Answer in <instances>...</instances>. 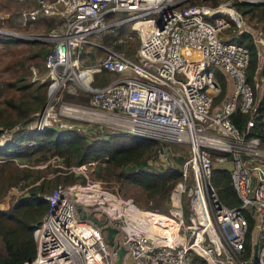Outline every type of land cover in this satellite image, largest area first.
Returning a JSON list of instances; mask_svg holds the SVG:
<instances>
[{
	"label": "built area",
	"instance_id": "1",
	"mask_svg": "<svg viewBox=\"0 0 264 264\" xmlns=\"http://www.w3.org/2000/svg\"><path fill=\"white\" fill-rule=\"evenodd\" d=\"M19 1L33 3L15 17L22 26L36 23L39 17L61 21L58 32L35 37L51 42L45 65L51 77L48 96L56 93L52 100L69 83L90 94L92 108L118 116L130 131L189 146L166 212L140 210L129 201L122 206L107 191L106 200L99 199L91 184L58 185L44 194L49 207L33 230L36 255L22 264H115L116 248L107 243L100 227L79 217L72 194L88 205L106 201V222L118 228L116 242L125 248L122 264L128 259L136 264H199L196 258L200 264H264V154L259 138L247 137L231 120L237 107L251 114L255 109L253 88L246 80L249 54L244 45L218 37L229 20L238 27L244 24V15L235 7L237 0ZM122 23L131 24L139 34L135 58L98 39L106 29ZM0 33L15 32L0 24ZM90 46L102 50L103 57L82 64L89 55L84 48ZM216 68L232 88L215 105L214 96L221 89ZM102 70L118 76L92 86L93 75ZM58 113L48 101L36 113L33 126L85 131L83 125L58 122ZM251 124L249 119L247 128ZM168 149L163 145L157 150L159 166H172ZM227 161L232 163L231 184L240 201L233 207L220 200L211 178L214 167H225ZM94 164L70 170L86 176L82 168ZM246 211L253 218L250 248L245 243Z\"/></svg>",
	"mask_w": 264,
	"mask_h": 264
},
{
	"label": "trees",
	"instance_id": "2",
	"mask_svg": "<svg viewBox=\"0 0 264 264\" xmlns=\"http://www.w3.org/2000/svg\"><path fill=\"white\" fill-rule=\"evenodd\" d=\"M235 7L248 19L261 21L264 33V1L237 0ZM125 24L127 23L109 27L98 39L114 49H123L117 39L122 35ZM218 37L240 43L248 50L246 80L253 88L255 109L251 114L242 112L237 107L231 114V120L240 132L247 137H258L260 144L264 146V89L258 93L255 88L256 78H264V57L260 61L253 35L246 30L239 31L231 20L218 32ZM46 42L0 33V44L14 45L22 52V55L13 57V63L1 67L4 68V73L0 72V136L9 134L0 142V200L12 186H18L22 190L21 194L12 199L8 208H0V264H22L34 259L36 242L33 230L49 207L44 194L58 185L66 187L67 184L86 183V178L70 170L71 167L95 162L96 179L134 185L141 189L138 196L150 209L166 212L170 207V192L181 178L180 166L185 160V156L181 154L172 156L168 149V159H172V166H159L155 160L158 149L163 145L173 148L175 143H183L122 130L104 133L103 127L93 130L83 126L85 131L79 132L75 129H61L56 125L37 130L33 126L36 113L46 104L47 81L40 79L51 47V42ZM21 43L25 45L24 48ZM137 43L138 41L134 47L124 48V53L131 57ZM87 48H90L87 63L96 61L100 57L98 53L103 54L97 47L84 49ZM32 66H36L38 71L36 78H30ZM214 72L221 85L220 92L214 96L213 104H217L226 93L227 81L217 68ZM109 73L118 76V73L102 70L93 75H96L93 85L101 86L110 82ZM249 119L252 124L247 128ZM54 156L59 158L66 169L50 171L49 163L44 168L36 167L39 162ZM49 172H52L50 177L47 175ZM211 178L224 204L230 207L240 204L231 184L228 168L215 166ZM183 203L187 211L188 200L185 198ZM245 215L249 228L245 243L250 248L253 218L248 211Z\"/></svg>",
	"mask_w": 264,
	"mask_h": 264
},
{
	"label": "rangeland",
	"instance_id": "3",
	"mask_svg": "<svg viewBox=\"0 0 264 264\" xmlns=\"http://www.w3.org/2000/svg\"><path fill=\"white\" fill-rule=\"evenodd\" d=\"M198 1V0H196ZM200 1V0H199ZM33 6V3L25 2V1H19V0H0V24L5 26L6 29L10 31H14L15 33L10 34L11 36H18L25 39H38L42 42L44 40L40 38L35 37H42L47 36L51 34L52 32H58L59 27L61 25V21L59 18L56 17H39L38 21L30 26H22L19 23L15 21V17L17 13H19L22 9L31 8ZM120 12H118L119 14ZM1 17H4V21L1 20ZM244 24L241 27L237 28L239 29H247L252 32L253 37L255 38L258 49L260 51V61L264 57V33L262 30V22L256 21L254 19H248L246 16L243 18ZM264 21V20H263ZM123 32L122 35L119 36L117 39L118 43L122 44L123 49H119L121 51H124V48L130 46L134 47L135 43L138 41L137 46L139 44V34L137 31H135L131 24H125V26L122 27ZM132 32H128V31ZM227 36V35H226ZM224 35V37H226ZM48 44H50L48 40H46ZM128 43H130L128 45ZM22 48L25 47L23 43H21ZM109 48H113L112 46L106 44ZM136 46V48H137ZM90 49V48H87ZM22 55L21 49H17L14 47V45H4L0 44V72H3L4 68H1L4 65H7L9 63H13V57L14 56ZM98 56H102V53H98ZM131 58H135L136 56V49L135 52H133L131 55ZM82 64L87 63V58H84L81 60ZM44 70L42 74H40V79H45L47 81L46 85V102L49 101V105L53 104L54 108L59 112V120L60 121H66L68 123H76L78 125L86 126L87 128H91L93 130H97V127L101 128L103 127L104 133L109 131H115V130H122L130 133L140 134L138 132L130 131L125 127V125L120 124V121L117 119L119 118L116 115H113L111 113H107L104 111H100L99 109L92 108L90 106V102L88 99V102H85L87 98H90V94L80 88L74 87L73 85H70L69 83L66 84V86L63 89L58 90V97L55 100H52L54 98V93L48 96V85L51 82V77L49 74V69L46 67L44 63ZM32 75L31 77H35L38 75V71L36 69V66L31 67ZM96 76V75H95ZM95 76L93 78H95ZM99 76V75H98ZM116 78L115 74L109 73L108 80L112 81ZM94 81V80H93ZM92 81V82H93ZM227 81V95L231 92V84ZM257 85L255 88L257 89L258 93H261L264 89V78L261 79V77L256 78ZM92 86L93 85L92 83ZM6 94H9V92H6ZM49 97V99H48ZM216 105V104H215ZM77 110V112H75ZM77 113V114H76ZM109 118V119H108ZM38 119V116L36 115V120L34 124L36 123ZM107 120V121H106ZM115 123V124H114ZM33 124V125H34ZM9 134L5 133L0 136V142H2L6 137H8ZM176 146L171 148L169 145V151L172 156L176 155H183L185 158L188 156L189 153V146L185 143L178 144L175 143ZM260 148L263 151L264 154V146L261 144ZM217 153H213V157L215 159ZM157 155H155L156 159ZM50 164V171L55 169H66L64 165L60 162L59 158L52 157L51 159H47L44 162H39L36 167L44 168L46 164ZM220 164V163H219ZM97 165H90L86 166L85 168H82V170L85 172L86 176V183L80 184V183H74L76 185L85 186L87 184L93 185L92 188L97 190V198L106 200V191L114 195L118 200L122 202V206L127 205V201L131 202L135 208H138L140 210H146L150 209L147 204H145V201L140 200L141 198L138 196L141 192V189L121 181H115V180H99L95 178V169ZM224 166L228 169H231L232 163L230 161H227L224 163ZM58 172H64V171H58ZM49 177L52 176V172H49L47 174ZM61 184V183H60ZM64 185V184H62ZM73 185V184H71ZM67 186H69L67 184ZM74 193L77 192V190L73 191ZM22 193V190L18 186H12L7 190V193L3 198L0 200V208H8L11 204V201L14 197L18 196ZM72 198H74L78 203L77 206L81 209H85L89 213L94 214L96 217H98L100 220H106L107 214H106V201L104 204L98 203V201H95L92 204L88 205V202L76 198V195L72 194ZM139 200H136V199ZM184 201V200H183ZM184 204V203H183ZM169 209V208H168ZM168 211V210H167ZM160 212V211H159ZM121 236V233L119 234ZM199 260L200 258H197L196 261L200 264Z\"/></svg>",
	"mask_w": 264,
	"mask_h": 264
},
{
	"label": "water",
	"instance_id": "4",
	"mask_svg": "<svg viewBox=\"0 0 264 264\" xmlns=\"http://www.w3.org/2000/svg\"><path fill=\"white\" fill-rule=\"evenodd\" d=\"M79 211V217L84 219L88 218L90 221H92L96 226L100 227L101 231L105 233L107 243L114 248H116L117 252V258L115 260V264H122L124 254H125V248L122 245H119L116 242V235L118 234V228L110 225L109 223L106 222V220H100L98 217H96L92 213H86L84 210H82L80 207H78ZM257 247H258V242L256 241L254 243V256L253 258L255 259L256 254H257ZM126 264H136L132 259H128L126 261Z\"/></svg>",
	"mask_w": 264,
	"mask_h": 264
},
{
	"label": "bare ground",
	"instance_id": "5",
	"mask_svg": "<svg viewBox=\"0 0 264 264\" xmlns=\"http://www.w3.org/2000/svg\"><path fill=\"white\" fill-rule=\"evenodd\" d=\"M109 119V118H108ZM107 121V120H106ZM115 124V123H114ZM94 192H97V190L95 191V189H94Z\"/></svg>",
	"mask_w": 264,
	"mask_h": 264
}]
</instances>
